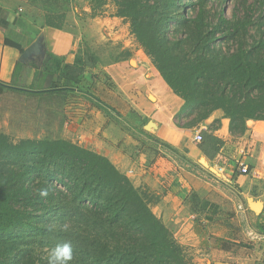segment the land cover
Returning <instances> with one entry per match:
<instances>
[{
	"label": "trees",
	"instance_id": "obj_1",
	"mask_svg": "<svg viewBox=\"0 0 264 264\" xmlns=\"http://www.w3.org/2000/svg\"><path fill=\"white\" fill-rule=\"evenodd\" d=\"M44 2L54 10L59 0ZM95 2L99 7L105 1ZM111 2L115 14L130 21L131 32L167 84L184 99L177 114L183 126L199 125L217 110L230 119L235 135L245 133L248 120H264V16L255 18L251 6L229 16L224 0ZM94 54L92 60L88 51L79 50L67 62L49 52L34 79L42 84L37 89H52L38 96L48 91L61 100L75 91L91 96L97 74L90 68L100 64V55ZM45 189L47 197L40 195ZM143 193L92 149L65 138L14 141L0 131V264H48V256L35 257L34 238L64 241L72 234L85 235L88 244L73 250L70 264H190ZM65 223L67 232L61 230ZM210 242L224 250L237 243ZM229 255L221 261L235 262V250ZM247 255L241 253L240 261L253 263L255 258L247 262Z\"/></svg>",
	"mask_w": 264,
	"mask_h": 264
},
{
	"label": "crops",
	"instance_id": "obj_2",
	"mask_svg": "<svg viewBox=\"0 0 264 264\" xmlns=\"http://www.w3.org/2000/svg\"><path fill=\"white\" fill-rule=\"evenodd\" d=\"M56 7L57 12L55 10L49 11L50 8L44 0H0L1 88L4 87L5 90L11 89L20 93L38 91L36 88L23 86L22 83L24 82L21 80L24 77H28V81L34 80L36 70L42 67L43 61L48 58L49 52L64 57L67 62H73L79 50L89 52L93 44L98 45L94 42V27L102 29L105 33L106 24L114 23L107 22L108 20L103 16L83 17L78 14L80 10L78 4L73 3L71 4V10L67 13L68 16L64 25H53L49 23V18H56L55 21L59 20L57 17L61 7L60 2L57 3ZM115 31L117 29L114 28L113 33L111 32L110 35L117 33ZM104 38L106 39V35L103 34L99 40L103 39L104 41ZM105 44L106 42H102L99 47ZM33 45H36L35 50L28 55H24L25 49ZM129 50L130 53L119 60L115 57L112 59L110 56H103L104 60L100 61L97 67L90 68L91 72L97 74V78L91 86V96L84 97L96 101L99 94H103L104 97L105 94L106 96H112L113 101L109 98L110 101L108 100V102H114L116 107L118 104L121 105L122 111L126 112L128 119L138 124L139 120L131 115V106H133L140 112L137 114V117L142 119L140 124H143V121L146 122L143 126H147V132L185 154L189 159V163L199 164L203 169L217 175L211 166L214 164L216 167L219 164L216 161L220 159L214 156L215 153L210 152V149H205L204 144L201 145L196 142L192 128L189 129L187 126H183V123L179 122L177 118V114L184 103L183 98L175 94L144 52ZM37 56L42 59L39 63L34 60ZM132 60H135L136 63L132 64ZM29 71H31V76ZM105 77L113 81L114 89L118 92L115 93L110 88L102 85L101 80ZM51 89L40 90L47 91ZM76 92L78 91L73 93ZM117 94H120V97ZM150 94L154 95V100L149 99ZM24 96L22 98L26 101L30 100V103L34 101L33 96ZM82 100L79 98L72 101L74 102L72 107L67 105L68 100H66L67 102H65L61 112L63 119L61 128L64 129L61 138H68L72 142L107 156L119 169L123 171L130 169L129 172H126L131 179L137 177L136 180L139 182L143 177V183H148V178H150V174L147 172L148 163L142 154L139 153L140 155L137 156V153H134L140 151L135 149L136 142L129 131L116 119L109 118L108 114L101 112L96 103V105L88 103L87 109L84 106L87 103ZM82 102H84V105H82ZM126 105L129 107L127 108ZM29 111V113L34 111L32 106ZM31 115L29 119H32ZM219 117L221 118V124L213 130L212 134L215 140L219 142L217 144L220 145L221 152L219 154L222 155L221 158L228 153L225 148L228 149L233 140L237 139L239 143L242 142L241 144L245 146L244 148L239 146L237 150H240V156L250 165L251 172L243 174L239 168L234 170L225 166L226 180L228 181H223L221 178V182L206 180L205 183L211 186V192L214 191L222 197V200L228 202L231 209L230 213L221 212L219 202L216 203L209 199H204L197 211L204 215L228 214L230 217L232 216L237 226L243 228L245 232L252 233L257 239L259 236H263L262 239H259L260 246H262L264 245V120L250 119L247 121L245 133L233 135L230 132V119L223 116V111H215L209 119ZM26 118L28 120V115ZM72 119L75 126L71 132L72 128L68 123ZM128 154H130L131 160H129ZM135 156L138 158L135 159ZM213 157L215 158L211 160ZM201 158L211 160L210 165L209 162L208 165L200 163ZM158 184L159 190H163L160 188L163 181L159 178ZM171 195L170 192H162L160 206H163V219L171 216L177 217L178 213H173L172 207L167 208V204L163 203V201H176L174 197L172 199ZM239 205H242L244 209H239ZM166 211H168V215ZM197 211L195 210L193 213L198 215L199 212L197 213ZM195 214H190V218ZM244 222L246 223L243 224ZM207 238L208 240H205L206 244L202 245L209 249L208 251L212 249L213 252L210 240L221 237L209 235ZM232 240L238 242L237 238ZM240 253H236L234 257L235 264H244L239 259ZM229 256L227 255V257ZM256 262L259 263L255 257L253 263ZM222 263L227 262L222 261Z\"/></svg>",
	"mask_w": 264,
	"mask_h": 264
},
{
	"label": "rangeland",
	"instance_id": "obj_3",
	"mask_svg": "<svg viewBox=\"0 0 264 264\" xmlns=\"http://www.w3.org/2000/svg\"><path fill=\"white\" fill-rule=\"evenodd\" d=\"M103 1H105L103 5L96 7L95 0H64L63 2L59 0L61 5L57 17L59 20L55 21L56 18H49V23L57 26H63L68 16L67 13L71 10V4L77 3L80 9L78 14L82 15L83 17L103 16L106 20H108L107 22H114L112 24H106L105 33L102 29L100 30L94 27V42L98 43V45L93 44V46L90 47V57H88L89 59L93 60L91 55L94 53L100 55V60L98 59L99 61L104 60L103 56H110L112 59L114 57H123L130 53L129 49H131L132 52L140 51L141 53H145L143 46L138 41L136 36L131 32L130 21L115 14L116 6L113 2H111V0ZM242 1L244 2V6L241 5ZM223 4L229 16H231L237 8H240L241 11H243L242 9H245L248 6H251V11L255 18L264 16V0H224ZM54 10L57 12V9ZM49 11H52V8L49 9ZM114 28L115 30L117 29V31H115L117 33L111 36L110 33H113ZM102 33L106 35V39L104 38V41L103 39L99 40V38H102ZM102 42H106V44L99 47V44ZM146 56L152 62L151 58L147 54ZM40 59L41 58L37 56L34 60L39 63ZM131 63L135 64L136 62L135 60H132ZM154 66L156 67V65ZM29 75L31 76V71H29ZM21 81L24 82L22 83L23 86H30L36 89L42 85L41 82L36 81L35 79L29 80L31 82L30 83L28 81V77H24ZM101 81L104 87L110 88L115 93L118 92L114 89L115 85L113 81L108 77L103 78ZM28 83L29 85H27ZM84 84L89 85L90 82H86ZM39 91L42 90L38 89V91L34 90L32 92L33 94L35 93L33 96L34 101L32 103H30V100L26 101L24 98H22L24 95H27V97L32 96L29 95L31 92L25 91L20 93L11 89L5 90V88L0 91V131L6 133L14 141H18L21 138H25L27 136L31 138H61L63 137L62 135L64 133V129L61 128V123L63 121L61 112L65 102H67L66 100H68L67 105L72 107L74 104L72 101H75L79 98L83 99L82 101H85L87 104L84 105V102H82V105H84L87 109L88 103H92L93 105L96 103L97 105H95L101 112L108 114L109 118L114 120L116 119L127 131H129L133 137V140L136 142L135 149H139L140 151L134 153H137V156L142 154L143 158H146V162L148 163L147 172L150 174L148 183H143V177L139 182L136 180L137 177L131 179L126 172H129L130 169L125 171L121 169L120 170L132 180L133 184L138 189H140L141 192L145 193L143 194L145 195V198L147 197L146 199H148L149 206L172 231L175 239L182 246L190 264H235L234 262L230 263L226 261L227 263H222L221 261V258L227 257V255L230 254V251L233 250H235V253L241 252L248 254L245 258L247 262L249 260L252 261L255 257L256 261H259V263L248 262L247 264H262L264 262V245L260 246L261 242L259 241V239H262L263 236H259L257 239V237H255L252 233L245 232L243 228L237 226L232 216L230 217L228 214L204 215L197 211L199 210V206L201 205L202 201L204 199H209L216 203L219 202L221 212L230 213L231 209L228 202H226V200H222V197L214 191L211 192V186H208V184L205 183L208 179L210 181L216 180L215 182H218L219 175H213L211 171L203 169V167L199 164L189 163V159H187L185 154L181 153L178 149L171 147L165 141L155 137L150 132H147V126H143V124L146 122L143 121V124H140L142 119L137 117V114L140 112L136 108L131 106V115L132 117L134 116L137 118V120H139L138 124L135 121L128 119L126 112L122 111L121 105L118 104L116 107L114 102H108L110 99L113 101L114 98L109 95L106 96L105 93L106 99L103 94H99L101 97L97 94L98 96L96 101L88 100L83 95L81 96V91L76 92L75 94H68L65 100H61V96L49 91L46 95L40 98L38 96V93H40ZM117 95L120 97V94ZM149 99L154 100V95L150 94ZM119 102H121V100H119ZM31 106L33 107L34 111L29 113ZM128 107L129 106H127V108ZM30 114H32V119H29ZM27 115L28 120H26ZM209 118L201 122L199 125L187 127L189 129L192 128L194 133L197 131H201L203 133L204 140L198 143L201 145L204 144L205 149L208 148L210 149V152L215 153L214 156H217L218 159H220L219 161H216L217 163L219 162L220 165L228 166L234 170L238 169V161L245 160L240 156V150H237V148L239 146L244 148L245 146L241 144L242 142L239 143V140L234 139L231 146L228 149L225 148V150L228 151L227 155L221 158L222 155L219 154L221 152L220 145L217 144L219 142L215 140L212 134L213 130L220 126L221 118H214L212 120ZM72 121L73 119L68 123L72 128L71 132L75 126ZM179 121L181 123L185 122L184 119ZM231 134L233 133L231 132ZM235 143L238 144L235 145ZM129 155L130 154L127 156L129 157ZM137 156H135V159L138 158ZM214 158L215 157L211 158V160ZM129 160H131L130 157ZM211 160H205L204 158H201L200 163L208 165L209 162L210 165ZM123 163L126 164L125 161H123ZM211 168L213 171H215L214 173L217 172L214 164L211 166ZM158 178L163 181V185L160 186V188L163 190H159V184L157 185ZM163 191L165 193L170 192L172 194V199L173 197L176 199V201H163V203L167 204V208L172 207L173 213H178L176 215L177 217L171 216L168 217L169 219H163V206H160L161 195ZM195 210L197 213L199 212L198 215L193 213ZM166 212L168 215V211ZM190 214L195 215L190 218ZM245 223L246 222L243 224ZM88 228L91 230L90 226ZM209 235L216 237L219 236L221 237L220 239L229 240L230 238L231 240L237 238L238 242L235 246H229L228 250H224L221 245H218L217 247L213 246L212 252V249L208 251L209 249L203 246L206 244L205 240H208L207 237ZM84 236L85 235L83 234H72L64 241H62L61 238L55 239L36 237L34 238L35 244L32 245V249L36 258L46 257L49 255L51 249L57 244H62L66 241H69V239H71L69 242H71L73 250L76 248L81 249L88 244Z\"/></svg>",
	"mask_w": 264,
	"mask_h": 264
},
{
	"label": "clouds",
	"instance_id": "obj_4",
	"mask_svg": "<svg viewBox=\"0 0 264 264\" xmlns=\"http://www.w3.org/2000/svg\"><path fill=\"white\" fill-rule=\"evenodd\" d=\"M40 195L43 197L48 196V191L42 190ZM50 231L52 229H49ZM61 230L67 232L69 230V225L67 223L61 226ZM73 246L71 242L66 241L62 244H57L54 248L51 249L48 255V264H70L73 260Z\"/></svg>",
	"mask_w": 264,
	"mask_h": 264
},
{
	"label": "built area",
	"instance_id": "obj_5",
	"mask_svg": "<svg viewBox=\"0 0 264 264\" xmlns=\"http://www.w3.org/2000/svg\"><path fill=\"white\" fill-rule=\"evenodd\" d=\"M194 140L196 142H202L204 140V135L201 131H197L194 135ZM238 168L240 169V172L243 173V174H249L251 172V167L248 163H246L245 161H241L239 160L238 161ZM216 169H217V175L218 176V180H220V178L223 180V181H228L226 180V168L225 166L223 165H220V164H217L216 165ZM239 209H244L242 208V205H239Z\"/></svg>",
	"mask_w": 264,
	"mask_h": 264
},
{
	"label": "water",
	"instance_id": "obj_6",
	"mask_svg": "<svg viewBox=\"0 0 264 264\" xmlns=\"http://www.w3.org/2000/svg\"><path fill=\"white\" fill-rule=\"evenodd\" d=\"M35 46H36V45H33V46H31V47L25 49V51H24V55H28L29 53H31L32 51H34L35 48H36Z\"/></svg>",
	"mask_w": 264,
	"mask_h": 264
}]
</instances>
